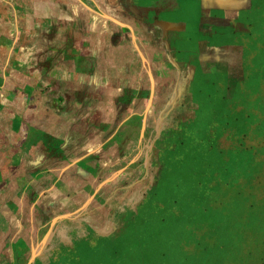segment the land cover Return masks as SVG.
Returning a JSON list of instances; mask_svg holds the SVG:
<instances>
[{
  "label": "rangeland",
  "instance_id": "1",
  "mask_svg": "<svg viewBox=\"0 0 264 264\" xmlns=\"http://www.w3.org/2000/svg\"><path fill=\"white\" fill-rule=\"evenodd\" d=\"M112 36L104 69L91 44L83 64L96 91L48 90V73L42 91L0 84V264H264V31L244 97L210 136L208 117L187 133L161 108L116 121ZM56 96L70 104L49 106Z\"/></svg>",
  "mask_w": 264,
  "mask_h": 264
},
{
  "label": "crops",
  "instance_id": "2",
  "mask_svg": "<svg viewBox=\"0 0 264 264\" xmlns=\"http://www.w3.org/2000/svg\"><path fill=\"white\" fill-rule=\"evenodd\" d=\"M14 3L5 5L0 0V84L26 89L14 86L11 77H15L30 90L42 91L43 76L48 73L51 76L48 84H56L48 90H56L64 82L70 90L96 91L89 88L90 82H85L88 69L83 64L89 58L91 44L94 50L90 58L96 60L98 69H104L105 39L113 33L116 50L110 53V59H116V67L111 68L116 74V93L109 101L116 106V121L123 114V107L161 108L160 115L171 117V122L180 124L179 129L187 133L193 129L201 131L198 122L201 116L208 117L205 132L209 136L220 108L244 97L264 31V0H15ZM5 88L8 87H2ZM54 100L48 105L70 104L68 98L64 103L57 96ZM77 101L76 106H89L83 94ZM97 106H104V102ZM98 151L96 148L95 153ZM84 165L71 162L70 168L82 170ZM80 197L87 202L83 194ZM106 239L109 238L102 235L99 244ZM83 247L88 248L82 245L80 250ZM98 247L94 245L87 250ZM52 263L48 259L36 264Z\"/></svg>",
  "mask_w": 264,
  "mask_h": 264
}]
</instances>
